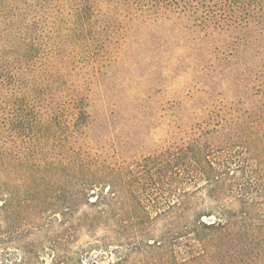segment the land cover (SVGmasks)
<instances>
[{"label": "trees", "instance_id": "16d2710c", "mask_svg": "<svg viewBox=\"0 0 264 264\" xmlns=\"http://www.w3.org/2000/svg\"><path fill=\"white\" fill-rule=\"evenodd\" d=\"M198 1L243 53L205 67V132L137 156L140 77L108 52L142 32L117 23L143 0H0V195L60 215L51 264H96L58 249L73 229L102 232L89 247L114 245L107 264H264V0Z\"/></svg>", "mask_w": 264, "mask_h": 264}, {"label": "rangeland", "instance_id": "374dc122", "mask_svg": "<svg viewBox=\"0 0 264 264\" xmlns=\"http://www.w3.org/2000/svg\"><path fill=\"white\" fill-rule=\"evenodd\" d=\"M143 2L145 8L136 15L135 21L121 16L117 23L119 26L140 24L142 32L128 34L125 39L122 35L114 38L108 52L110 58L117 56V61L108 69L122 68L140 77L130 83L132 89L138 87L140 91L131 93L145 106L146 121L137 135H130L128 143L137 156L160 152L166 141L179 143L205 132V67L217 66L215 54H229L237 60L236 55L243 53L242 45L232 42L233 34L227 36L207 28L205 3L198 0ZM148 3L153 6L147 9ZM235 60L220 65H256ZM124 133H118L115 142L122 141ZM190 177L191 174L185 175L188 180ZM197 183L203 182L199 179ZM7 199L0 195V264H51L52 243L58 242L65 228L60 215L54 218L48 212L37 213L33 202L24 195L12 201ZM205 199V190L201 189L193 199L195 210L191 213H205ZM84 210L87 207L82 206L75 217ZM36 214H40L39 223L34 220ZM70 233L69 242L58 249H65L72 262L77 257L96 264L114 261V245L89 247L102 234L100 230L94 237L84 230L73 229Z\"/></svg>", "mask_w": 264, "mask_h": 264}]
</instances>
